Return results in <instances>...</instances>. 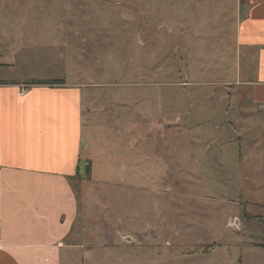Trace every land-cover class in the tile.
<instances>
[{
    "label": "rangeland",
    "instance_id": "obj_1",
    "mask_svg": "<svg viewBox=\"0 0 264 264\" xmlns=\"http://www.w3.org/2000/svg\"><path fill=\"white\" fill-rule=\"evenodd\" d=\"M250 8L0 0V78L83 88L90 170L72 182L58 264H264V109L248 84L258 49L241 43Z\"/></svg>",
    "mask_w": 264,
    "mask_h": 264
},
{
    "label": "crops",
    "instance_id": "obj_2",
    "mask_svg": "<svg viewBox=\"0 0 264 264\" xmlns=\"http://www.w3.org/2000/svg\"><path fill=\"white\" fill-rule=\"evenodd\" d=\"M247 3L251 8L241 43L258 49L256 73L248 84L250 98L262 106L264 0ZM34 37L28 45H40ZM34 80L46 79L0 78V264H58L77 213L72 182L89 165L83 88L63 80L52 85Z\"/></svg>",
    "mask_w": 264,
    "mask_h": 264
},
{
    "label": "trees",
    "instance_id": "obj_3",
    "mask_svg": "<svg viewBox=\"0 0 264 264\" xmlns=\"http://www.w3.org/2000/svg\"><path fill=\"white\" fill-rule=\"evenodd\" d=\"M31 83H33V84H48V85H52V84H61V83H63V81L59 80V79H50V80H34ZM89 170H90V163H89L88 171Z\"/></svg>",
    "mask_w": 264,
    "mask_h": 264
},
{
    "label": "built area",
    "instance_id": "obj_4",
    "mask_svg": "<svg viewBox=\"0 0 264 264\" xmlns=\"http://www.w3.org/2000/svg\"><path fill=\"white\" fill-rule=\"evenodd\" d=\"M24 91H25V89L24 88H22V90L19 92V94L20 95H22L23 93H24ZM263 109H264V103L262 104V106H261Z\"/></svg>",
    "mask_w": 264,
    "mask_h": 264
},
{
    "label": "water",
    "instance_id": "obj_5",
    "mask_svg": "<svg viewBox=\"0 0 264 264\" xmlns=\"http://www.w3.org/2000/svg\"><path fill=\"white\" fill-rule=\"evenodd\" d=\"M88 168H89V165L86 164V165H85V168H84V172H85V173L88 172Z\"/></svg>",
    "mask_w": 264,
    "mask_h": 264
}]
</instances>
